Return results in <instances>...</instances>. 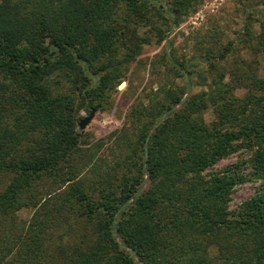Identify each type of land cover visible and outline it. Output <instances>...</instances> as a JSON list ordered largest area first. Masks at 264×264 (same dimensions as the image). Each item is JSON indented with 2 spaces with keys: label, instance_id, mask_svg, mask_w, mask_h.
<instances>
[{
  "label": "trees",
  "instance_id": "trees-1",
  "mask_svg": "<svg viewBox=\"0 0 264 264\" xmlns=\"http://www.w3.org/2000/svg\"><path fill=\"white\" fill-rule=\"evenodd\" d=\"M189 2L173 0L167 10L181 16ZM158 6V0H0V172H12L0 190V264H264V75L255 56L241 57L222 81L217 67L229 43L207 53L216 59L209 70L219 71L207 98L190 94L192 70L178 63L183 86H168L151 107L115 188L105 180L85 185L79 176L85 161L74 98L52 92L48 77L76 75L80 96L94 104L118 76L115 66L98 77L90 69L102 55L116 54V14L123 9L118 16L130 20L153 8L160 13ZM259 22L255 34L244 25L243 41L264 59V19ZM129 38L123 41L131 43L129 52L119 60L140 50L139 36ZM236 88L243 93L234 94ZM208 106V121L194 115ZM133 114L140 118L141 108ZM240 149L248 152L245 159L212 168ZM145 166L149 180L141 187ZM245 180L260 182L231 208L233 188ZM54 183L64 184L51 189ZM56 196L54 216L78 212L84 222L81 237L57 244L60 254L50 262L43 260V238L52 216L44 209ZM27 206L35 207L31 218L20 229L7 225L8 235L2 222ZM73 227L69 221L68 232Z\"/></svg>",
  "mask_w": 264,
  "mask_h": 264
},
{
  "label": "rangeland",
  "instance_id": "rangeland-1",
  "mask_svg": "<svg viewBox=\"0 0 264 264\" xmlns=\"http://www.w3.org/2000/svg\"><path fill=\"white\" fill-rule=\"evenodd\" d=\"M158 1L162 5L158 6L160 13L153 8L142 17L133 14L130 20L120 17L124 15L123 9L118 11L119 16L116 14L115 20H118L114 21L118 27L116 32L120 33L118 47L115 50L117 55L114 54L111 60H108L110 56L102 55L90 69L93 71L92 69L97 68L98 74L95 75L98 77L105 72L107 69L105 67L111 69L115 66L114 72L118 76L112 79L104 95L98 100L96 98L94 104L80 96L79 88L75 85H80L81 82L78 79L73 80L76 75L69 77L54 72L48 77L52 92L69 94L74 98L76 123L81 117L86 116L91 108H96L94 116L84 128L80 129L77 126L80 132V146L83 149L82 161H85L79 176L85 185H96L98 180H105L103 183L107 181L111 188H115L120 183L129 163V145L132 146L131 142L143 128V123L148 121L149 111L164 99V90L168 86L175 88L184 84L183 77L176 69L180 61L186 69L192 70L189 78L190 94L199 91L204 93L206 98L208 84L213 81L215 77L213 75L219 73L209 70L208 62L216 59L207 56V53L211 50V54H214L216 48H222L227 43L230 44L229 54L221 63L218 61L217 67L224 71L222 81L228 80L229 70L234 68L241 57L250 59L255 56L258 60V71L264 75V59L245 48L246 42L243 41L249 36L245 34L244 25L248 22L252 33L255 34L259 28V20L264 19V0H190L181 16L169 14L167 9L171 8L173 0ZM132 33L139 36L140 50L130 61L119 60L124 53L129 52L131 43L125 46L126 42L123 41L130 39ZM255 41L253 37L252 42ZM243 90L236 88L234 94L241 95ZM186 95L188 91L183 97ZM179 105L181 102L176 103L174 107ZM138 108H141L140 118L133 114L134 109ZM194 115L208 121L212 118L211 106L194 112ZM155 124L156 122L150 125L149 131H152ZM247 156L248 152L240 149L219 159L212 168L221 169L240 162ZM70 165L72 166V162ZM11 175L10 171L0 172V190L7 184ZM143 175L141 187H145L149 180L146 166ZM259 182L260 180H245L237 183L231 193L230 207H235L253 194ZM62 184L54 183L51 189ZM63 187L64 185L61 189ZM59 190L60 188L56 191ZM94 195L97 196V190L94 191ZM59 198L60 196H56L49 199L48 208L44 209L48 218L52 216L43 238L47 250L43 260L50 262H53L48 260L52 255L57 257V254H60L56 250L57 244L81 237L78 233L84 222L78 212L72 213L68 219H65L66 216L63 214L54 216L50 211L54 203L60 202ZM62 210L68 211V207H63ZM34 211L33 206L17 209L12 217L2 222L3 230L11 236L6 226L18 225L20 229V224L28 222ZM69 221L74 225L72 232H68Z\"/></svg>",
  "mask_w": 264,
  "mask_h": 264
},
{
  "label": "water",
  "instance_id": "water-1",
  "mask_svg": "<svg viewBox=\"0 0 264 264\" xmlns=\"http://www.w3.org/2000/svg\"><path fill=\"white\" fill-rule=\"evenodd\" d=\"M95 111H96V108H91L89 113L86 116L81 117L79 119V123L78 124H79V128L80 129L84 128L85 125L92 119V117L94 116Z\"/></svg>",
  "mask_w": 264,
  "mask_h": 264
}]
</instances>
